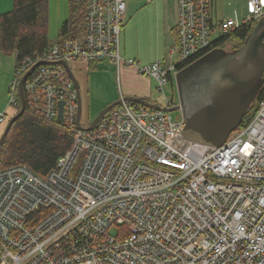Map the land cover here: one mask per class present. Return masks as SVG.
<instances>
[{"label":"built area","instance_id":"built-area-1","mask_svg":"<svg viewBox=\"0 0 264 264\" xmlns=\"http://www.w3.org/2000/svg\"><path fill=\"white\" fill-rule=\"evenodd\" d=\"M246 1L240 24L215 22L212 0H177L167 61L138 66L120 56L125 0H86L82 36L20 61L7 108L19 101L27 74L26 106L57 122L62 102L72 145L45 177L22 165L0 170V264H264V101L221 147L192 160L174 146L183 116L173 120L165 110L121 101L92 130H80L77 94L62 65L72 74V63L134 67L162 91L173 87L179 65L264 16V0Z\"/></svg>","mask_w":264,"mask_h":264},{"label":"water","instance_id":"water-1","mask_svg":"<svg viewBox=\"0 0 264 264\" xmlns=\"http://www.w3.org/2000/svg\"><path fill=\"white\" fill-rule=\"evenodd\" d=\"M264 16L257 21L251 33L235 51L215 50L181 69L175 78L178 103L173 108H163L143 98L123 97L103 108L89 124L82 127L80 116L82 102L79 84L62 63L73 82L77 94V127L92 130L99 120L121 101L152 110L180 111L184 127L174 146L183 154L199 160L221 147L242 123L256 96V90L264 83ZM27 74L18 84L20 110L6 125L0 138V146L12 124L26 109L23 84ZM63 103H58V124L63 122Z\"/></svg>","mask_w":264,"mask_h":264},{"label":"trees","instance_id":"trees-1","mask_svg":"<svg viewBox=\"0 0 264 264\" xmlns=\"http://www.w3.org/2000/svg\"><path fill=\"white\" fill-rule=\"evenodd\" d=\"M85 2L86 0H68V18L62 24L55 41L63 42L84 34ZM48 6L49 0H12V9L0 14V54H15V72L21 60L41 55L52 43L47 35ZM254 26L255 24L242 25L230 31L215 41L213 47L215 49L198 59L212 51L224 50L227 45L232 46L230 52L237 50ZM183 66L186 65L181 64L178 67L181 69ZM88 68L91 71L96 67L89 64ZM263 101L264 83L256 90L255 99L238 128L246 126L251 121ZM19 110L20 101L10 109V113H6L3 127L6 128L7 123L19 113ZM71 145L72 134L65 124L47 122L26 106L24 113L12 124L0 146V170L22 165L33 174L45 177Z\"/></svg>","mask_w":264,"mask_h":264},{"label":"crops","instance_id":"crops-1","mask_svg":"<svg viewBox=\"0 0 264 264\" xmlns=\"http://www.w3.org/2000/svg\"><path fill=\"white\" fill-rule=\"evenodd\" d=\"M213 1L212 16L215 22L232 17L218 16ZM125 3L126 11L120 33V56L124 60L135 61L138 66L151 65L157 59L166 61L165 56L168 50L175 46L177 37L175 30L178 18L177 0H125ZM63 4L68 8V0H63ZM48 7L50 8V3ZM11 8L12 0H0V14L10 11ZM145 33L150 39L147 50L142 47L146 44L143 40L146 38ZM106 63L113 65L110 62ZM115 76L118 81L119 97H137L150 101L149 79L140 75L136 68L122 65L118 71L116 70ZM102 103L100 109L111 104L112 99L104 98ZM4 111L10 113L7 107L2 112ZM4 129L5 127L0 125V135Z\"/></svg>","mask_w":264,"mask_h":264},{"label":"rangeland","instance_id":"rangeland-1","mask_svg":"<svg viewBox=\"0 0 264 264\" xmlns=\"http://www.w3.org/2000/svg\"><path fill=\"white\" fill-rule=\"evenodd\" d=\"M213 2H215V9L218 16L231 15L240 24L246 17V0H214ZM49 3L50 8L48 7L47 35L49 40L53 42L57 39L62 24L68 18V8L67 5H65L66 7L64 6L63 0H49ZM145 37L146 38L143 40H145L146 44L142 47L147 50V45L150 43V39L147 37L146 33ZM231 48V45H227L224 50L230 52ZM174 49L176 51V56L173 58V62H177V50L176 48ZM167 56L168 52L165 57ZM15 63V54H0V112L7 107L10 99V84L15 78ZM70 66L73 68V74L80 89L82 102L80 122L82 126L87 127L97 116L98 112L102 110L100 107L103 104L102 102L104 98L112 99V103L121 98L119 97L118 81L115 76L116 69L114 65H109L107 63H100L91 71L84 63H72ZM146 78L149 79V89L151 91L149 100L152 103L159 104L162 107H165L166 101L171 102L172 106L178 103V93L175 83L173 84V87L168 83L163 86L162 91H159L154 79L149 77ZM170 115L173 120H176L181 116V112L172 111L170 112ZM112 233L115 234L116 231L113 230Z\"/></svg>","mask_w":264,"mask_h":264},{"label":"flooded vegetation","instance_id":"flooded-vegetation-1","mask_svg":"<svg viewBox=\"0 0 264 264\" xmlns=\"http://www.w3.org/2000/svg\"><path fill=\"white\" fill-rule=\"evenodd\" d=\"M176 105H177V103H176ZM176 105L172 106L171 108L175 107Z\"/></svg>","mask_w":264,"mask_h":264}]
</instances>
